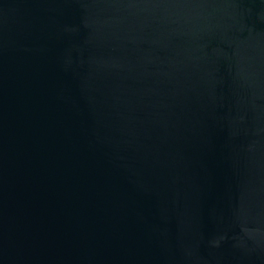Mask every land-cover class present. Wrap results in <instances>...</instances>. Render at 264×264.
<instances>
[{
  "label": "water",
  "instance_id": "1",
  "mask_svg": "<svg viewBox=\"0 0 264 264\" xmlns=\"http://www.w3.org/2000/svg\"><path fill=\"white\" fill-rule=\"evenodd\" d=\"M0 264H264V0H0Z\"/></svg>",
  "mask_w": 264,
  "mask_h": 264
}]
</instances>
